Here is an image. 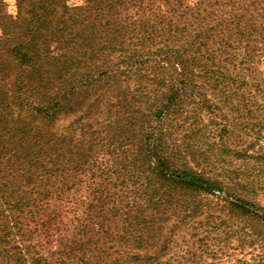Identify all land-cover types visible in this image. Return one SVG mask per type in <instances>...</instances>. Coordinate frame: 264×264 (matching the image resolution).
<instances>
[{
  "label": "trees",
  "instance_id": "obj_1",
  "mask_svg": "<svg viewBox=\"0 0 264 264\" xmlns=\"http://www.w3.org/2000/svg\"><path fill=\"white\" fill-rule=\"evenodd\" d=\"M3 7L0 264H169L167 244L150 254L153 239L205 197L264 251L259 185L231 169L263 162L261 146H225L210 167L180 136L210 119L219 138L233 133L220 103L264 117L252 100L264 97V0H20L15 17Z\"/></svg>",
  "mask_w": 264,
  "mask_h": 264
},
{
  "label": "rangeland",
  "instance_id": "obj_2",
  "mask_svg": "<svg viewBox=\"0 0 264 264\" xmlns=\"http://www.w3.org/2000/svg\"><path fill=\"white\" fill-rule=\"evenodd\" d=\"M2 1L3 9L9 16L15 17L17 12L20 13V0ZM67 2L70 6L80 5L82 0H67ZM255 69L258 70L256 78L259 83H262L264 89V62L258 61ZM242 93L245 99L253 96L252 91L249 94L244 91L240 94ZM238 99L241 100L242 97L236 96L233 102L236 103ZM252 100L263 103L259 106H264V97L256 94ZM221 104L219 107L221 112L216 111V113L221 114L222 117L225 116L232 125L233 133L225 135L222 139L219 138L222 121L210 119L205 122L204 126L199 125L191 132L182 131L180 135L182 145L192 150L199 160L208 157L210 167H217L220 161L228 159L223 151L225 146L237 149L254 145V151L261 146V152L264 153V139L254 140L256 134L261 133V136L264 134V127H260L261 120L264 118L261 117L260 108L253 107L250 110L252 119L247 120L244 119L245 111L242 106L239 105V111L235 112V107H225ZM71 120H66L63 125ZM262 161L241 159L232 161L231 165V169L244 173L249 182L253 181L259 185L258 193L261 204L264 203V160ZM200 200L202 206L193 218L179 221L178 218L172 217L168 220L164 226V234L153 239L150 254L158 252L163 244H167L166 250L158 253L160 261L164 263L192 264L191 261H193L196 264H264L262 245L258 238L247 232L243 222L229 215L224 210L223 203L216 202L212 197L200 198ZM169 229H172V232H169ZM37 234L38 232L34 235V242L38 238L42 239V235ZM54 243L53 241L46 247L55 246Z\"/></svg>",
  "mask_w": 264,
  "mask_h": 264
}]
</instances>
